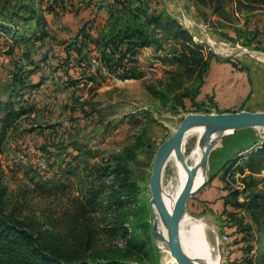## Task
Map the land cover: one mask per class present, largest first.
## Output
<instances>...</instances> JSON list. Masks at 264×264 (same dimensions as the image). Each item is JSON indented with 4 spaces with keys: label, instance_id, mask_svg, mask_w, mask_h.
I'll use <instances>...</instances> for the list:
<instances>
[{
    "label": "rangeland",
    "instance_id": "rangeland-1",
    "mask_svg": "<svg viewBox=\"0 0 264 264\" xmlns=\"http://www.w3.org/2000/svg\"><path fill=\"white\" fill-rule=\"evenodd\" d=\"M248 3L222 0L224 19L213 7L195 0H0V115L5 104L16 103L21 93L24 97L32 93L26 88L30 77L36 82L44 76L45 81L31 94L33 113L22 117L0 146L1 186L15 197L27 193L21 218L45 222L58 233L67 231L76 204L83 202L87 193V170L119 157L126 173L116 184L121 187L132 182L136 189L120 207L124 230L110 238L101 235L93 257L107 256L130 264H175L163 242L152 234L149 180L153 163L162 144L186 116L224 113L215 103V93L201 95L203 86L199 87L214 68L231 65L250 72L253 78L248 99L230 112H264V6L251 9ZM174 23L191 33L194 43L202 48L207 60L202 75L189 76L184 67L164 61L179 47L169 41ZM138 27L158 44L136 48V35L129 39L120 35V52H137L134 78L130 77L133 63L128 58L120 78L104 72L95 83L77 89L66 88V78L53 72L51 64L59 50L52 38L54 32L73 37L85 28L97 37L103 29L120 28L127 34V29ZM42 57L48 60L41 61ZM31 58L42 67L33 76L28 74ZM196 141L190 142L186 155ZM260 150H264L262 129L221 136L211 152L207 180L218 178L222 183L226 208H194V200L208 182L187 202L186 213L205 219L210 226L208 237L221 264H264L262 220L254 221L247 208L254 192L264 185V171L243 175L238 170L249 154ZM41 181L49 183L43 189L52 191H36L32 182ZM162 183L178 184L173 165L166 163ZM99 223L104 226L103 220ZM136 240H143L146 246L142 256L127 253L128 243Z\"/></svg>",
    "mask_w": 264,
    "mask_h": 264
},
{
    "label": "trees",
    "instance_id": "trees-1",
    "mask_svg": "<svg viewBox=\"0 0 264 264\" xmlns=\"http://www.w3.org/2000/svg\"><path fill=\"white\" fill-rule=\"evenodd\" d=\"M195 1L213 7L215 13H220V16L226 19L223 9L220 8L222 0ZM248 2V7L251 9L264 6V0H248ZM150 23L152 21L148 22V24ZM173 27L174 31L169 41L174 40L179 47H175L172 58L166 56L164 61H170L172 65H177L179 68L184 67V74L189 76L202 75L207 67V60L203 55L202 48L194 43L191 33L175 23ZM127 31L130 32L121 33L120 28L116 30L110 28L109 32L103 29L97 37H94L92 31L84 28L77 31L73 37H68V35L62 37V34L60 36L53 35L52 38L60 50V53L54 56L51 64L53 72L59 75L60 79L66 78V88L77 89L89 82L95 83L97 78L103 76L104 72L120 78V70L124 69L123 62L128 58L133 63L130 75L133 77L138 71L136 68L138 61L135 60L137 52L131 53L127 50L125 53H121L120 35L125 39L136 35L137 40L134 42L136 48H150L158 44V41L148 39L140 27L127 29ZM44 60L45 57H42L41 61ZM30 65L33 66V69L28 74L33 76L40 66L33 58H31ZM31 79L32 77L27 82L26 88L32 91L31 94H35L44 84V76H41L36 82ZM202 86H204L203 80L199 87ZM150 91L155 96L159 95L157 91L152 89ZM31 94L28 97H24V93L20 94L16 102L19 105L18 108H16L17 104L13 102L2 107L0 146L6 140L7 132L15 128L22 117L33 113L34 100ZM77 158L78 156H76ZM114 159V161L98 162L87 170L86 196L83 202L76 204L69 229L61 233L48 228L45 222L27 221L25 218H21L24 207L28 203L27 193L21 192L16 195L17 197L9 195L8 188L2 187L0 180V264H130L107 256L98 259L92 255V250L101 235L110 238L124 230L120 227V210L126 203L127 197L134 194L136 189V185L132 182L121 187L120 184H116L120 175H124L126 172L123 169L122 160L119 157ZM238 170L243 175L262 173L264 171V150L249 154ZM32 183L36 185V191L44 193L52 191L51 188L43 189L49 183L42 181ZM50 185L53 187L55 184L50 183ZM247 208L254 221L259 223L262 220L264 228V185L254 192ZM101 220H103V227L99 223ZM128 244L130 246L128 255L142 256L146 251L143 240H136L135 244L130 241ZM261 257L264 260V255ZM250 264H254V261H250Z\"/></svg>",
    "mask_w": 264,
    "mask_h": 264
},
{
    "label": "water",
    "instance_id": "water-1",
    "mask_svg": "<svg viewBox=\"0 0 264 264\" xmlns=\"http://www.w3.org/2000/svg\"><path fill=\"white\" fill-rule=\"evenodd\" d=\"M194 126L207 127V132L204 136V142L207 143V147L204 152L203 163L206 164L208 168L211 152L217 140L221 136L229 134L216 136L214 138L213 136L216 133L230 130L232 131L231 134L251 128L264 130V112L241 111L220 114H190L183 119L175 134L168 138L158 150L153 163L152 176L149 180L152 193L150 206L151 210L153 206L156 207L158 214L167 230V237L159 233L158 222L154 220L153 211L152 234L155 240L167 243L170 255L175 259L177 264H196L182 250L180 222L184 213L186 212L188 200L192 195H194L193 188L195 184V175L198 171V168L190 173L188 181L178 198L173 213L168 211L162 198V178L168 158L174 150H177L181 147L186 132ZM202 188L203 187H200L199 190Z\"/></svg>",
    "mask_w": 264,
    "mask_h": 264
},
{
    "label": "bare ground",
    "instance_id": "bare-ground-1",
    "mask_svg": "<svg viewBox=\"0 0 264 264\" xmlns=\"http://www.w3.org/2000/svg\"><path fill=\"white\" fill-rule=\"evenodd\" d=\"M206 132V126L191 127L186 132L181 147L174 150L168 158L167 164L173 165L178 179V184L175 187L163 185L162 183V198L170 213H173L178 198L182 193L192 171L198 168L195 175L193 194L198 193L200 191L199 188L205 186L207 182V165L203 163V156L207 147V143L204 142ZM231 132V130L222 131L216 133L213 138L223 134H231ZM194 138L197 139L196 144L190 154L186 155V149ZM152 211L154 220L158 222L159 233L167 237V230L155 206L152 207ZM209 229L210 226L205 219L194 218L186 212L181 219L180 238L182 250L196 264H221L220 254L216 251L215 246L212 245L208 237ZM215 244L218 245L219 242L216 241ZM162 245L166 252L170 255L167 243L163 242ZM171 259L173 263L177 264L172 256Z\"/></svg>",
    "mask_w": 264,
    "mask_h": 264
},
{
    "label": "crops",
    "instance_id": "crops-1",
    "mask_svg": "<svg viewBox=\"0 0 264 264\" xmlns=\"http://www.w3.org/2000/svg\"><path fill=\"white\" fill-rule=\"evenodd\" d=\"M55 35H57L56 32H54ZM69 35L71 36V34ZM62 37H67V35H62ZM58 53H60V50L56 54ZM30 69H33V66ZM40 70H42L41 66L37 71L39 72ZM252 79L248 71L235 70L231 65H221L219 68H214L210 71L201 95H207L208 93L212 95L215 93V103L218 105L219 110L227 113L248 99L252 91ZM210 181L208 182L210 185L206 186L200 196L194 200L193 206L197 209L199 205H206L215 211H223L226 208L224 201L226 193L223 185L218 178Z\"/></svg>",
    "mask_w": 264,
    "mask_h": 264
},
{
    "label": "built area",
    "instance_id": "built-area-1",
    "mask_svg": "<svg viewBox=\"0 0 264 264\" xmlns=\"http://www.w3.org/2000/svg\"><path fill=\"white\" fill-rule=\"evenodd\" d=\"M225 239H227L226 237H224Z\"/></svg>",
    "mask_w": 264,
    "mask_h": 264
}]
</instances>
